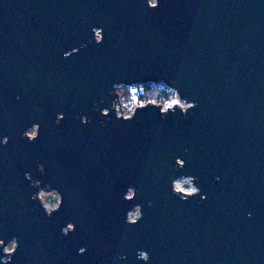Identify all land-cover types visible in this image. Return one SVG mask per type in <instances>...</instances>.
I'll use <instances>...</instances> for the list:
<instances>
[{
  "label": "water",
  "instance_id": "1",
  "mask_svg": "<svg viewBox=\"0 0 264 264\" xmlns=\"http://www.w3.org/2000/svg\"><path fill=\"white\" fill-rule=\"evenodd\" d=\"M0 264H264V0H0Z\"/></svg>",
  "mask_w": 264,
  "mask_h": 264
},
{
  "label": "rangeland",
  "instance_id": "2",
  "mask_svg": "<svg viewBox=\"0 0 264 264\" xmlns=\"http://www.w3.org/2000/svg\"><path fill=\"white\" fill-rule=\"evenodd\" d=\"M150 1L153 2V0H150ZM158 84H161V83H158ZM142 85L143 84H134L131 86H122V85L117 86V92L119 93V103H120V106L118 105L119 114L123 116L129 115L133 108L139 106L144 101V100H141V98L139 97V93L141 92ZM124 87H127L128 89H123ZM174 100H178L179 105L182 108H185L187 106L184 102L180 101L175 94L173 95L172 100L168 102L161 101L159 98H156V97H152L151 99H149V102L157 104V105H161L163 107H167L171 105V103ZM35 131L36 129L34 128L29 133L35 134ZM176 182H177V188L182 190L183 192H192L195 190V187L193 186L192 182L189 179L181 178L177 180ZM41 201L48 210H51L57 207L58 205L57 204L58 197H57V194L54 192L43 193V200L41 199ZM55 204L57 205L55 206ZM138 216H139V208H134L129 214V218L131 220L137 218ZM10 246L13 249L14 241H11L7 244L6 251Z\"/></svg>",
  "mask_w": 264,
  "mask_h": 264
},
{
  "label": "trees",
  "instance_id": "3",
  "mask_svg": "<svg viewBox=\"0 0 264 264\" xmlns=\"http://www.w3.org/2000/svg\"><path fill=\"white\" fill-rule=\"evenodd\" d=\"M123 89H128L124 87ZM175 93L164 84L148 83L143 84L139 97L141 100H149L152 97L159 98L161 101L168 102L172 100Z\"/></svg>",
  "mask_w": 264,
  "mask_h": 264
},
{
  "label": "built area",
  "instance_id": "4",
  "mask_svg": "<svg viewBox=\"0 0 264 264\" xmlns=\"http://www.w3.org/2000/svg\"><path fill=\"white\" fill-rule=\"evenodd\" d=\"M151 2V1H150ZM151 3H153V2H151ZM176 95V94H175ZM181 101V100H180ZM183 102V101H182ZM148 103H150L149 102V100H144L139 106H143V105H146V104H148ZM154 104V103H153ZM187 105V104H186ZM170 106V105H169ZM187 107V106H186ZM185 107V108H186ZM185 108H183V109H185ZM134 109L135 108H133L132 109V111L130 112V114L129 115H127V116H131L132 115V113H133V111H134ZM162 109L164 110V109H166V107H163L162 106ZM190 180V179H189ZM175 184H176V182H175ZM51 192H54V193H56L57 194V192H55V191H51ZM43 193H45V191H41L40 193H39V197H40V199H42L43 200ZM47 193V192H46ZM188 193V192H187ZM57 197H58V203H59V196H58V194H57ZM57 203V204H58ZM57 204H55V206L57 205Z\"/></svg>",
  "mask_w": 264,
  "mask_h": 264
},
{
  "label": "clouds",
  "instance_id": "5",
  "mask_svg": "<svg viewBox=\"0 0 264 264\" xmlns=\"http://www.w3.org/2000/svg\"><path fill=\"white\" fill-rule=\"evenodd\" d=\"M12 250H13V249H12L11 246L7 249L8 252H12Z\"/></svg>",
  "mask_w": 264,
  "mask_h": 264
},
{
  "label": "bare ground",
  "instance_id": "6",
  "mask_svg": "<svg viewBox=\"0 0 264 264\" xmlns=\"http://www.w3.org/2000/svg\"><path fill=\"white\" fill-rule=\"evenodd\" d=\"M175 185H176V187H175V188H176L178 191H182V190H180V189H178V188H177V182H176V184H175ZM182 192H183V191H182Z\"/></svg>",
  "mask_w": 264,
  "mask_h": 264
}]
</instances>
